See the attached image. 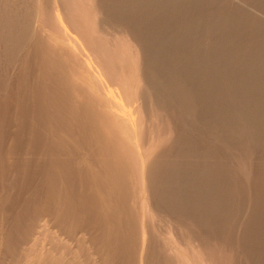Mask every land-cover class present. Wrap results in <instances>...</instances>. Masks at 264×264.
I'll return each mask as SVG.
<instances>
[{
	"label": "bare ground",
	"instance_id": "1",
	"mask_svg": "<svg viewBox=\"0 0 264 264\" xmlns=\"http://www.w3.org/2000/svg\"><path fill=\"white\" fill-rule=\"evenodd\" d=\"M245 9L0 0V213L24 199L62 221L40 233L34 211L37 233L2 232L0 251L16 264H264V21ZM154 216L180 238L149 230Z\"/></svg>",
	"mask_w": 264,
	"mask_h": 264
},
{
	"label": "rangeland",
	"instance_id": "2",
	"mask_svg": "<svg viewBox=\"0 0 264 264\" xmlns=\"http://www.w3.org/2000/svg\"><path fill=\"white\" fill-rule=\"evenodd\" d=\"M231 1H232L233 3L235 2V4H237L238 6L241 5V7L244 8V9H245V7H246L245 10H247V11L249 10L251 14H252V12H253L254 14L256 13L255 16L261 18V20H262V18H263V21H264V10H263V9L261 10V8L259 9L257 6H255V5H253V4L250 5V2H249V4H248V3H247L248 1L246 2V0H245V1H243V0H231ZM240 2H241V3H240ZM246 3H247V4H246ZM246 5H247V6H246ZM251 6H252V7H251ZM250 7H251V8H250ZM254 7H255V9H254ZM256 7H257V8H256ZM249 11H248V12H249ZM254 14H253V15H254ZM258 15H259V16H258ZM17 69H18V68H17ZM11 73H12V78L15 79V78H16V69L13 68L12 71H11ZM10 144H11V143L9 142V146H10ZM256 169H257V171H258L259 168H256ZM256 169H255V170H256ZM255 170H254L253 172H255ZM257 171H256V172H257ZM40 197L42 198V196H40ZM23 202H25L24 205H23ZM26 202H27V201H24V199H23V201L17 202L16 204H14V206L17 205V206L15 207V209H14V207H13V205H12V206H11L12 210H11V208H10V211H9V212L11 213L12 216H11L10 213L8 212L7 214H8L9 216L6 217L7 219H6V218H5V219H6V221H7V220L9 221V218L12 217L14 220H16L15 218H17L18 215L20 216V213H19V212L23 211V212L21 213V215H22L24 212L26 213V215L24 214V215H22L21 217H23L24 219L27 218V219L31 222V224H30V222H29L28 220H26V219L24 220V219L21 218V217H20V218H21V220H22V221H21L22 223L18 224V226L15 225V222H16V221H14L12 218L10 219V221L13 220L12 222H13L14 224H13L12 222H11V224H10L8 221H7V223H6V222L3 223L1 220L4 219L5 214L3 215L2 213H0V221H1L0 224H1V225H2V223H3V225H4L5 223H6V224L9 223L8 226H9V227L11 226V228H12V225H13V228H12V229L9 228V227H7L6 225H4V226H6L5 228L2 227V226L0 225V226H1V227H0V228H1V229H0V230H1V231H0V236L2 235V232H4V233H5V232H6V233H7V232L12 233L13 231L15 232V230H16L15 233H18V235H19L20 233H24V232H25V233H30V232H28V230H29L30 227H31L32 225H34V224H35L34 227H33V226L31 227V228H32L31 232H32V233H33V232H34V233H37L36 231H37L38 229H36V227L40 225L39 223L42 224L43 219H44V222H45V221L47 222V220L49 221L50 218H48L49 216L46 215L47 213H44V214H43V212H45L43 209H40V210H42V211H40V213H37V212L39 211V209L36 210V211H37V212H36L35 210H33V206L31 205V206H32V207H31L30 204H26ZM42 202L45 203L44 200L41 201L40 203H42ZM19 203H20V204H19ZM44 203H43V204H44ZM25 204H26V205H25ZM18 205L22 206L21 208H23V209H20V206H18ZM27 205L29 206V208L26 207ZM23 206H25V207H23ZM24 208H26V209H24ZM31 208H32V209H31ZM13 209H14V210H13ZM18 209H20V211H19ZM29 209H31V210H29ZM16 210L19 211V212H18L19 214H18V215H14V216H16V217H14L13 214H12V212H13V213L16 212V214H17V211H16ZM28 210H29V211H28ZM30 211H31V212L33 211V212L30 213ZM34 211H35V213L37 214V216L40 215V217L38 216L39 219L43 217L42 215H45L46 218L44 217V218H42V219H40V220L36 218V219L38 220L37 222H39V223H35V222H36V220H35V216H36V214H34ZM41 213H42V215H41ZM7 214H6V215H7ZM1 215H2V216H1ZM28 215H29V216H28ZM30 215H31L32 217H31ZM33 215H35V216H33ZM37 216H36V217H37ZM29 218H30V219L32 218V219L30 220ZM5 219H4L3 221H5ZM46 219H47V220H46ZM55 219H56L57 221H54ZM55 219H54L53 222H52L53 224L51 223V220H50V222H47V224L49 223V225L46 224V225H44V226H46V227L49 226V227H50V224H51V226H54V225H55L56 232H57V231L59 232L60 229L57 228L56 226H57V224H58V226L62 227V226H61V225H62V224H61L62 221L59 220L60 218L58 219V217L55 218ZM23 220L26 222V225L23 224V222H24ZM32 220H34L35 222H34V221L32 222ZM41 220H42V221H41ZM157 220H159V221H157ZM166 220H168V221L166 222ZM166 220H165V221H161L160 219H158V217L154 216L153 221L156 222V223H152V222H151L150 225H152V224H155V225H157V226L159 225V226H158V228L160 227V228H159V229H160L159 232L162 233L161 230H162V229H165V231L163 230L164 232L174 233V235H173L174 238H176V239H177V237L180 238L179 235H178V236L176 235V234H179L178 231L181 230L180 226H179V228H178V225L175 223V221H174L171 217L167 218ZM27 221H28V222H27ZM25 222H24V223H25ZM44 222H43V223H44ZM57 222H59V223H57ZM159 222H160V224H159ZM162 222H163V223H162ZM168 222H169V223H168ZM27 223H28L29 225H28ZM32 223H34V224H32ZM157 223H158V224H157ZM170 223H171V224H170ZM174 223H175V224H174ZM37 224H38V225H37ZM60 224H61V225H60ZM166 224H167V225H166ZM20 225H21V226H20ZM24 225H25V226H24ZM30 225H31V226H30ZM168 225H169V227H167ZM170 225H171L172 227H171ZM175 225L177 226L178 230H174L175 227H176ZM15 226H16V227H15ZM23 226H24V228H23ZM29 226H30V227H29ZM21 227L23 228V230H22ZM28 227H29L28 230H24L25 228L27 229ZM46 227H45V228H46ZM150 227H151V228L154 227V229L152 228L153 233H156V232L158 231V229L156 228V226H154V225L149 226V230H150ZM8 228L10 229V231L8 230ZM14 228H16V229H14ZM17 228H18V229H17ZM20 228H21L22 231H18V230H20ZM34 228H35L36 230H34ZM37 228H38V227H37ZM155 228H156V231H155ZM3 229H4V230L7 229L8 231H4ZM13 229H14V230H13ZM43 229H44V228H43ZM51 229H52V227H50V229H47V230L44 229L46 232L43 231V232H40V233H51ZM57 229H58V230H57ZM11 230H12V232H11ZM33 230H34V231H33ZM152 230H151V232H152ZM166 230H167V231H166ZM169 230H170V231H169ZM41 231H42V229H41ZM48 231H50V232H48ZM154 231H155V232H154ZM59 233H60V232H59ZM175 233H176V234H175ZM18 235H17V236H18ZM155 235H156V234H155ZM17 242H18V241L16 240V244H17V246H19L18 248H21V247L24 246V245H22V246L20 247V245H21L22 243H21L20 245H18L19 242H18V243H17ZM2 246H3V245L0 246V248H1L0 250H2L3 248H5L4 246H3V248H2ZM3 250H4V249H3ZM20 251H21V249L18 250V252H20ZM0 252H1V251H0ZM9 253H12V252H9ZM9 253L7 252V254H6V253H4V251L1 252V255H2V256H3V255L5 256V257H4V256L2 257V258H4L5 260L3 259L4 261H1V258H0V261H1L0 264H1L2 262H3L2 264H8L10 261L12 262V263L10 262V264H14V263L16 264V261H15V259H14V255H13V254H10V255H9ZM6 255H8V256H6ZM11 255H12L13 257H12ZM0 257H1V256H0ZM8 257H9V259H10V260L8 259L9 261L7 260ZM11 258H13V259H11ZM6 260H7V261H6ZM12 260H14V263H13ZM4 262H5V263H4Z\"/></svg>",
	"mask_w": 264,
	"mask_h": 264
}]
</instances>
